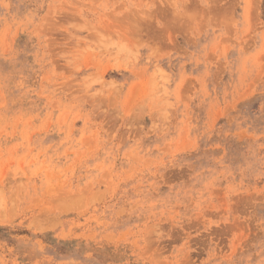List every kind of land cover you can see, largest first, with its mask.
Masks as SVG:
<instances>
[{
	"label": "rangeland",
	"instance_id": "374dc122",
	"mask_svg": "<svg viewBox=\"0 0 264 264\" xmlns=\"http://www.w3.org/2000/svg\"><path fill=\"white\" fill-rule=\"evenodd\" d=\"M0 264H264V0H0Z\"/></svg>",
	"mask_w": 264,
	"mask_h": 264
}]
</instances>
